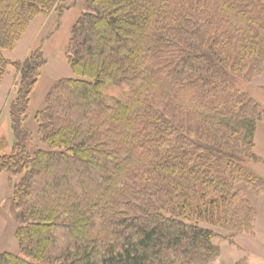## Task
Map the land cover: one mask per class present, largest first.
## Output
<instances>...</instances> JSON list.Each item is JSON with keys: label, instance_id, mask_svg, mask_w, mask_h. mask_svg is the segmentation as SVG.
Listing matches in <instances>:
<instances>
[{"label": "trees", "instance_id": "16d2710c", "mask_svg": "<svg viewBox=\"0 0 264 264\" xmlns=\"http://www.w3.org/2000/svg\"><path fill=\"white\" fill-rule=\"evenodd\" d=\"M81 8L66 46L74 76L54 82L34 132L44 43L15 61L4 51L65 0H0V88L14 67L17 91L0 176L17 178L20 247L0 264H213L218 240L255 235L264 195V107L249 89L264 75V0Z\"/></svg>", "mask_w": 264, "mask_h": 264}, {"label": "rangeland", "instance_id": "374dc122", "mask_svg": "<svg viewBox=\"0 0 264 264\" xmlns=\"http://www.w3.org/2000/svg\"><path fill=\"white\" fill-rule=\"evenodd\" d=\"M85 0H65L66 10L61 17L57 13H53L49 17H39L27 33L22 37L21 41L17 45V48L13 51H4L5 56L8 59L15 61L21 59L27 55L31 49L36 47L40 41L44 43V52L47 58V63L42 69L39 82L35 87L31 97V105L28 111L29 117L26 121V125L32 131H36V120L34 115L41 110L45 105V98L54 84V82L60 78L73 77L74 74L67 62L66 58V46L68 44L71 28L74 22L77 20L82 10L81 6ZM60 23L58 24V19ZM263 77L257 79L254 84L249 87L251 93L259 101L264 99V89L261 88V82ZM17 91L15 87V69L9 68V74L3 80L0 88V140L6 138L12 143V133L10 127V106L12 101L16 98ZM0 177V253L12 252L20 253V247L18 240L15 236V231L19 224L11 215V199L13 194V185L17 181V178H13L9 173L3 172ZM12 178V180H11ZM240 236L248 237L254 242V236L242 234ZM236 240V239H235ZM222 246L224 254L220 264L232 263L231 252L228 247H235L247 253L248 248L240 249L239 241L231 243L228 239L218 240ZM219 257V258H220ZM218 259L213 264H219Z\"/></svg>", "mask_w": 264, "mask_h": 264}, {"label": "crops", "instance_id": "0c3cea01", "mask_svg": "<svg viewBox=\"0 0 264 264\" xmlns=\"http://www.w3.org/2000/svg\"><path fill=\"white\" fill-rule=\"evenodd\" d=\"M28 54V53H27ZM264 76V75H263ZM262 76V77H263ZM261 87H264V78L261 82ZM260 103L264 107V99L260 101ZM256 152L258 155L264 158V122L259 123L258 131L256 135ZM257 171L264 175V165H257ZM2 176V175H1ZM0 176V177H1ZM257 210H258V218H257V226L254 235V242L248 237L239 236L237 241H239L240 249H243L244 246L248 248L247 253L237 250L235 247H228V250L231 252V261L230 264H235V262L242 258H247L248 264H264V195L261 196L257 201ZM244 245V246H243ZM245 249V248H244ZM246 250V249H245ZM225 252L222 250V257H224ZM219 258L217 262L222 259ZM225 264H227L225 262Z\"/></svg>", "mask_w": 264, "mask_h": 264}]
</instances>
